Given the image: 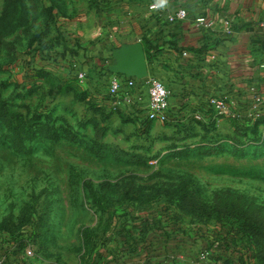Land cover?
Here are the masks:
<instances>
[{"label":"rangeland","instance_id":"1","mask_svg":"<svg viewBox=\"0 0 264 264\" xmlns=\"http://www.w3.org/2000/svg\"><path fill=\"white\" fill-rule=\"evenodd\" d=\"M116 1L22 0L15 19L3 20L0 0V104L36 133L19 142L0 120V229L17 231L36 216L35 264H93L94 254L116 248L108 237L163 229L168 214L211 232L218 217L226 226L242 218L254 224L241 242L250 264H264V124L240 125L234 144L193 143L182 154L164 140L168 128L143 133L131 109L123 115L134 121L106 114L97 85L106 62L94 63L106 59L105 37L93 29L125 0ZM87 60L83 86L72 66ZM11 240L0 235V248L16 245Z\"/></svg>","mask_w":264,"mask_h":264},{"label":"crops","instance_id":"2","mask_svg":"<svg viewBox=\"0 0 264 264\" xmlns=\"http://www.w3.org/2000/svg\"><path fill=\"white\" fill-rule=\"evenodd\" d=\"M155 2L160 8L151 10L150 4ZM119 3L105 13L101 26L93 25V30L100 28L104 32L106 44L104 51L101 50L106 59L98 58L94 63L111 65L115 48L143 42L149 75L164 81L172 93L170 122L153 121L151 125V129L171 131L164 140L173 141L171 145L179 148L193 143L232 144L238 135L237 127L249 126L259 119L249 114L257 110L254 109L256 96H264V0ZM180 7L188 10L187 19L175 26L168 25L167 15ZM202 15L215 21L213 28L196 24V18ZM145 41L153 45L150 53ZM91 62L87 60L84 64L86 69L93 66ZM218 96L228 98L236 116L213 117L209 100ZM131 113L137 118L134 111ZM197 113L202 119L195 118ZM189 224L169 219L163 227L167 232L155 228L134 238L123 234L108 237L107 244L116 248L111 251L105 247L94 254L93 264H193L196 256L213 244L217 230L211 232L203 224ZM15 257L18 255L12 254Z\"/></svg>","mask_w":264,"mask_h":264},{"label":"built area","instance_id":"3","mask_svg":"<svg viewBox=\"0 0 264 264\" xmlns=\"http://www.w3.org/2000/svg\"><path fill=\"white\" fill-rule=\"evenodd\" d=\"M159 8L157 2L150 5L151 10H158ZM187 17L188 10L185 7H180L175 12L167 15L166 23L170 26H175L186 20ZM195 22L198 26L205 29L213 28L215 25L214 20L204 15L198 16ZM105 67L108 68L109 65H105ZM72 70L74 77L83 86H88L89 70L82 67L79 62L73 64ZM97 85L98 98H100L102 105L108 106L109 110L112 109L114 111L119 108L131 109L136 114L140 128L144 126L146 121L167 123L171 120V90L164 81L155 76L149 75L146 78L139 79L128 77L124 74L112 73L108 68L107 71H103ZM104 85H107L108 91H105ZM106 94H108V98H106ZM254 100V109L257 108V110L250 112L249 116L253 119L261 118L264 113V96L258 95ZM209 104L213 109V117L215 119L236 116L226 96L212 97L209 100ZM195 118L202 119V115L197 113ZM28 237L26 246L20 253H15V245L1 246L0 264H35L36 251L34 245L36 242L32 233ZM217 247L218 243H215L212 247L209 246L204 249L193 260V264H210L212 254ZM12 254L18 255V257L12 258ZM11 260L14 261L12 262Z\"/></svg>","mask_w":264,"mask_h":264},{"label":"trees","instance_id":"4","mask_svg":"<svg viewBox=\"0 0 264 264\" xmlns=\"http://www.w3.org/2000/svg\"><path fill=\"white\" fill-rule=\"evenodd\" d=\"M21 2L22 0H6L5 10H4L5 17L3 20H7L11 18L14 20L15 19L14 12L19 9L18 5ZM145 45L147 47V52L150 53V50L153 49V45L151 44L150 41H145ZM104 70L107 71L108 68L104 66ZM84 97H86L87 99L88 98L87 94ZM103 107H105L103 111L108 110V113H106L108 115H111L114 113H118V114L121 113V116L125 118L126 122H129L132 119V118L131 119L126 118L123 115L124 109L122 108H119L118 110L114 111L112 109L109 110L107 106H103ZM98 108L101 109V107H98ZM135 119L137 121V118ZM0 120L6 126V128H8L11 131H14L15 133L19 135L18 136V139L20 140L19 142L25 140V136H22L23 134L28 135L29 138H35L36 136L35 132L29 133L26 130L27 121L24 118V116H22L21 113L17 111L11 110V108L6 102H2L0 104ZM132 121L134 120L132 119ZM257 121L264 124V117L259 118ZM151 125H152L151 121H146L144 123V126L142 127L143 133H147L148 131H150ZM19 142H16V145H18ZM197 146L199 147L197 148ZM197 146L195 148H192V150L196 148L199 149L200 146L204 150H214V149H219V148L224 147V144L220 143L217 145H211V144L199 143ZM190 148H191L190 146H181V148H179V146L173 145V148H170V149L171 151L173 150L176 153L182 152V154H185L186 152L184 150H189ZM190 154L192 153L190 152ZM190 213H195V212H190ZM209 215L210 213L206 214L205 216H209ZM172 218H174V216L172 214H168V220ZM216 221L219 227L216 228L217 233H216V236L214 237V240L211 242L213 244L210 247H212L215 243H218V247L215 250V252L212 254L211 261H215L216 264H250V256L249 254H246V253H251V251L248 248V246L243 247L241 242H242V239L244 238L245 234L243 233V231L245 230H247L246 233L250 234L251 235L250 237H252V234L250 232L253 229L251 231L249 229L254 228V224L252 225L250 224L252 226L251 227L242 218H238L236 224H235V221H233V223L230 226H226V224L224 223L223 217L216 218ZM23 225L24 226L21 229H18L17 231L12 230V228H6V227L0 229V235H5L7 237L10 236V238L13 241H15L16 243L15 253H20L24 249L27 243V239L29 238L28 236L31 233H32V236L34 237L35 242L37 241V235H38V230H39L38 229L39 228L38 218H36V216H33L32 218H29L28 221ZM33 232H35L36 234H34ZM96 237L97 236L95 235H91L89 237V240L92 242L94 247L95 245L97 247ZM254 249H257L258 251L257 255L260 254V251L258 250L259 249L258 246L257 248H254V245H253V250H252L253 252H254ZM93 254L94 252L92 251L91 257Z\"/></svg>","mask_w":264,"mask_h":264},{"label":"water","instance_id":"5","mask_svg":"<svg viewBox=\"0 0 264 264\" xmlns=\"http://www.w3.org/2000/svg\"><path fill=\"white\" fill-rule=\"evenodd\" d=\"M112 73L143 79L149 76V64L143 42L125 43L113 50Z\"/></svg>","mask_w":264,"mask_h":264}]
</instances>
